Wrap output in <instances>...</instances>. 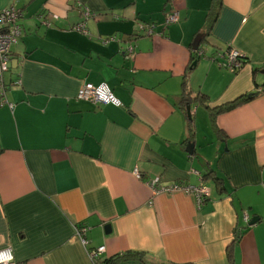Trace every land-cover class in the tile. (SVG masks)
Listing matches in <instances>:
<instances>
[{"label":"crops","instance_id":"0c3cea01","mask_svg":"<svg viewBox=\"0 0 264 264\" xmlns=\"http://www.w3.org/2000/svg\"><path fill=\"white\" fill-rule=\"evenodd\" d=\"M211 4L0 0L21 12L0 70V248L16 262L92 264L88 249L103 246L100 260L143 254L114 264H264V0H220L215 16ZM83 7L95 14L88 34L70 29ZM172 11L178 21L166 25ZM230 48L245 58L234 72L218 64ZM87 82L105 83L120 104L77 99ZM184 83L206 97L191 103L190 123ZM241 95L212 123L210 110ZM211 171L220 185L203 178ZM200 178L210 195L199 207L147 184Z\"/></svg>","mask_w":264,"mask_h":264},{"label":"built area","instance_id":"2783aa9c","mask_svg":"<svg viewBox=\"0 0 264 264\" xmlns=\"http://www.w3.org/2000/svg\"><path fill=\"white\" fill-rule=\"evenodd\" d=\"M95 14L91 12V10L87 7H83L81 11V20L74 24L70 29L77 31L82 34H88V30L86 28V21L93 17ZM21 16V12L19 9L14 7H2L0 8V70L1 72L6 71L8 67V58L10 55V48L12 45L16 44L20 38L21 27L19 24V18ZM40 18L41 16L38 15ZM51 17L57 19V15H51ZM44 19V18H43ZM178 21L177 11H172L165 15L164 23L171 24L176 23ZM44 23L49 26V21L44 20ZM152 24L141 23L140 29L145 30L148 29L147 34H150L152 31ZM113 36H108L105 38H101L102 43H107L109 41L114 40ZM195 55L201 57L203 55V51L199 48L194 50ZM127 55L132 53V47L128 46L126 48ZM222 62H219V66L224 67L229 71H236L240 69L244 63L242 61L243 56L235 49L230 48L225 51L222 56ZM2 80L0 78V86L2 85ZM76 98L80 100L89 101L91 103H111L113 105H119L120 102L117 98L112 94L111 90L105 83H100L98 85H93L92 83H84L82 84L76 93ZM192 172L198 174L195 170ZM135 174L139 176V173L135 170ZM152 191L156 193H170L176 190H183L186 193L191 194L196 202V206H201L210 195V188L206 183L200 178V182L196 185H180V184H166L161 185L158 183L157 179L149 180L147 182ZM246 218V217H245ZM87 226L79 225L75 227V234L80 240V242L86 246L88 241L85 238V232L87 230ZM104 251L103 246H98L95 248L88 249V256L92 262V264H101V260L99 259V255ZM0 264H19L16 262L12 248L9 246L0 248Z\"/></svg>","mask_w":264,"mask_h":264},{"label":"trees","instance_id":"16d2710c","mask_svg":"<svg viewBox=\"0 0 264 264\" xmlns=\"http://www.w3.org/2000/svg\"><path fill=\"white\" fill-rule=\"evenodd\" d=\"M219 4H220V0H212V4H211V8H210L211 13L209 14L210 16L216 15V11L219 7ZM210 23L208 24V26L210 25ZM196 57L197 56L194 54V57H192V58L194 59ZM244 60H245V58H242V61H244ZM183 85H184V93H183L182 97L180 98V104L182 107H184L183 109H185L187 105H191V103L196 102V101L200 102V104L206 105L205 104L206 97L204 96V94H202V95L201 94L190 95L189 91L185 87V83ZM247 96L248 95H241L238 98H236L230 102H227L225 104H222V105L215 107L214 109L210 110L212 123H214V117L217 113L225 111L227 109H230L231 107L247 100ZM190 122H191V116L188 117V123H190ZM206 176H210L216 185H220L222 183V180L220 179V177L213 175L212 171L209 172V174H205L203 176V178H205ZM142 255L143 254H141L139 252H126V253L116 254V255H113L109 258L101 260V264H114V263H116L122 259H126L128 257H133V256L142 258Z\"/></svg>","mask_w":264,"mask_h":264},{"label":"water","instance_id":"95a60500","mask_svg":"<svg viewBox=\"0 0 264 264\" xmlns=\"http://www.w3.org/2000/svg\"><path fill=\"white\" fill-rule=\"evenodd\" d=\"M201 36H202V34H198V35L194 38V40H193V42H192V44H191L193 50L198 49V46H199V43H200ZM195 63H196V62H194L193 64H195ZM1 95L3 96V93H1ZM185 109H186V114H187V116L190 117V114H191V113H190V112H191L190 105H187ZM190 145H191V147L193 146V144H191V143H190ZM187 151L190 152V149L187 148ZM257 219H258L257 217H252V218L250 219V221H249V224H253ZM104 228L107 229V232H108V228H109V226L106 225ZM105 232H106V230H105Z\"/></svg>","mask_w":264,"mask_h":264},{"label":"rangeland","instance_id":"374dc122","mask_svg":"<svg viewBox=\"0 0 264 264\" xmlns=\"http://www.w3.org/2000/svg\"><path fill=\"white\" fill-rule=\"evenodd\" d=\"M43 17V16H42ZM44 19H45V17H43ZM51 18H53V17H51ZM53 19H55V18H53ZM41 20V19H40ZM50 22V21H49ZM82 34V33H81ZM204 111V110H203Z\"/></svg>","mask_w":264,"mask_h":264}]
</instances>
